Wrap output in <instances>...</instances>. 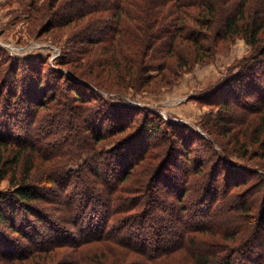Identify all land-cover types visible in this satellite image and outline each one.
Returning a JSON list of instances; mask_svg holds the SVG:
<instances>
[{"label": "trees", "instance_id": "obj_1", "mask_svg": "<svg viewBox=\"0 0 264 264\" xmlns=\"http://www.w3.org/2000/svg\"><path fill=\"white\" fill-rule=\"evenodd\" d=\"M58 5L75 9L46 24H73V38L87 45L75 53L90 51L94 59L88 71L66 65L78 62L70 51L54 59L57 67L51 63L54 80L65 79L77 100L64 105L55 97L73 124L49 106L42 111L51 88L36 79L44 59L1 83L0 178L9 186L0 191V247L8 245L1 236L22 237L39 247L36 264H264V0L52 1L53 10ZM236 36L251 53L199 97L219 108L199 127L117 103L122 93L105 86L113 80L89 76L96 63L110 68L114 85L137 88L169 56L185 66L182 47L191 58L213 56L218 40ZM151 52L167 57L151 68ZM27 78L32 82L20 88ZM77 85L92 91L98 113L88 111ZM234 107L241 109L236 118ZM62 121L59 135L52 126ZM198 146L212 154L193 157ZM7 226L20 233L8 234Z\"/></svg>", "mask_w": 264, "mask_h": 264}, {"label": "rangeland", "instance_id": "obj_2", "mask_svg": "<svg viewBox=\"0 0 264 264\" xmlns=\"http://www.w3.org/2000/svg\"><path fill=\"white\" fill-rule=\"evenodd\" d=\"M52 1L53 0H51V2L50 0H0V86L2 85L1 83L6 82L5 79L8 75L9 77L13 76H11L12 72L17 73V78L20 75V68L30 70V66L32 64L41 63L43 61L41 59H44L45 63L41 64V68L43 69L37 70L36 79L41 77L38 80H41L42 83L44 82L42 84L43 89H47L45 88V85L50 86L51 88L47 90L46 94H44L46 96V100L49 101L47 103L45 100L46 105L43 107L42 111L46 110L49 106L50 110L59 114V118L62 119L65 117L67 118L71 112L66 111L65 107L59 112L55 97L64 102V105L68 101L71 104L73 102L76 103L77 100H75L72 96L70 88L66 87L65 79H60L59 81L57 78L56 81L54 80L57 74L53 72L52 69L55 68L51 66V63L53 64L55 62L54 65L56 66L57 62L54 59L57 56L65 57L64 54L70 51L69 53L71 54L69 57L77 55L76 61L78 62H75L74 65H72L71 62L66 65L70 67L77 64L81 67H78L79 69L77 70L82 71L87 69L88 71L90 67L89 64L86 63L92 58L94 59V56L90 51H88L87 54H82L83 57L79 56L81 54L78 55V53H75L76 46L86 47L87 45H84L85 43L83 42H78L76 40L77 38H73L72 32L73 29H75H72L73 24H46V22L50 21L52 17L57 20L59 15L70 13L75 9V6L78 7L80 4H76L75 6L58 5V7L53 10ZM34 7H36L39 12L34 10ZM55 13L59 15L56 16ZM96 32L97 31L94 30L93 32H90V35L92 36L93 33ZM101 45L102 43H97L95 46L99 47ZM214 47L215 54H213V56L207 55L202 57L199 56L201 55L199 54L192 58L187 54V51H185V47H182L183 49L181 51L185 56V60H182L186 62V65L183 67H180L179 57L172 59L170 56L167 57L166 53L151 52V55L146 62V65H149L148 67H156L157 64L162 63L165 56L168 58H165V60L168 61L169 65H167V67L163 70L161 68L158 70L150 69L145 74H142L141 76L144 77L147 76V74H154L155 76L151 79L149 84H146L143 80L139 81L137 88L135 86L132 87V85L130 86L127 82L124 84L126 85L125 87L116 86L117 84L114 85L116 83V78H114L115 75L111 72L110 68H99L96 63L91 64L94 67L95 73L89 76L97 81H101L102 83V79L104 78H110L113 80L114 83H110L113 85L108 86L106 84L105 86L107 88L110 87L108 90H111L112 92L120 91V93H118L119 95L122 93L119 100L114 98V101L117 103L123 101L132 106H135V104L143 105L148 109H153L155 112L159 113L163 119L170 118L173 121H178V123L186 122V125L188 124L192 128L199 127L201 122L212 118L214 119L217 111H219V108L216 105L209 103L205 104L199 99V97L210 93V91H212L215 87V84L222 78V76L225 75L226 71L232 65L236 64V61L248 53H251V47L241 36L218 40ZM33 53H39L37 55L41 54V58H31L32 55L30 54ZM10 60L13 61L10 63ZM38 60L41 61L37 62ZM6 69H11L12 71H7L5 77H2ZM99 70L101 71V76H95L97 74L96 72ZM86 79L88 80V78ZM25 80L20 83V88L23 86L26 87V85L29 86V83L32 82V79L29 80L27 78ZM118 80L122 81L120 76ZM118 84L121 85L120 82ZM8 86L9 85H7V87ZM77 86L80 89L79 94L90 100L91 96L89 95L92 91H88V87L85 85V87L83 85ZM215 94L218 95L221 93H219L218 90L215 92L214 89L213 96H216ZM96 101L90 100L88 102V111L92 112L97 109L98 105L96 104ZM75 103L72 105H75ZM229 110V114H231L234 118L241 113L240 108L234 107L229 108ZM95 112H97V110ZM67 119L71 124H73L70 118ZM77 120V118L74 119V122ZM64 124L66 123L62 121L57 124H53L52 127H54L56 133L60 135L62 128H64ZM228 127L229 126H225V128ZM236 127L237 125L235 124V128ZM57 131H59V133ZM235 131L236 130L228 131L230 139L231 137H234ZM82 132L83 131H80L81 134ZM62 133L70 134L69 132ZM34 136H36V134H34ZM218 139L223 146H227V143H225L227 141L226 138L219 136ZM210 153L212 154V151L207 147L198 146L195 149L193 157H195V154L199 156H206L207 154L210 155ZM8 186V178H0V191L7 189ZM101 189L102 188H99V190ZM135 194L136 193L131 194L128 192L126 195L135 196ZM57 207L58 206L54 207V209H57ZM176 228H178L177 230H183L179 224L176 225ZM4 231H7L10 235H18L20 233L15 231L12 226H7ZM1 238H3V242H6L8 245L0 247V264H36V262L32 261L31 258L33 257L32 255H36V249L39 247H35L33 244L30 247L28 245L25 246L27 243H24L22 237L20 238L19 236H14V239L9 240L4 236H1ZM0 243L2 242L0 241ZM8 246L9 248H7ZM67 247L68 246L63 249L64 252L69 251V248ZM7 254L12 255L8 256ZM68 254L69 253H66L67 257ZM49 264H53V262L51 261Z\"/></svg>", "mask_w": 264, "mask_h": 264}]
</instances>
